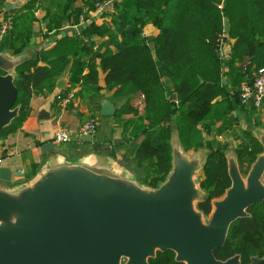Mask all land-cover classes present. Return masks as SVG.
I'll return each instance as SVG.
<instances>
[{
    "label": "trees",
    "instance_id": "obj_1",
    "mask_svg": "<svg viewBox=\"0 0 264 264\" xmlns=\"http://www.w3.org/2000/svg\"><path fill=\"white\" fill-rule=\"evenodd\" d=\"M77 1L29 0L22 12L13 15L6 0H0V17L4 16L0 26L11 19V27L0 33V52H22L38 21L37 11L45 12L43 20L51 30L70 19L78 20L81 14L88 15L104 0H79L80 7L75 5ZM114 8L108 22L86 25L79 37H64L40 57L16 68V105L20 111L3 129L0 140L22 126L30 115L32 94L55 86L73 55L71 88L80 86L83 98L85 91L97 95L100 73L104 75L105 89L111 91L109 99L117 107L109 117L116 124L123 121L121 139L131 142L128 151L134 169L148 177L146 185L157 187L172 168L170 122L183 149L195 151L207 145V136L213 131L221 135L232 127L233 116L240 113L239 105L250 112L256 109L250 100L243 105L240 94L244 85H253L259 69L264 68V0H115ZM224 18L229 21V31H224ZM149 24L159 30L153 40L143 35ZM96 35L105 39L94 49ZM222 35L230 48L221 58L218 40ZM40 58L49 65L40 64ZM173 93L176 98L170 99ZM98 96L99 113L103 95ZM139 99L141 103L135 105ZM258 120L264 125V119ZM246 143L262 146L252 134ZM255 158L246 156L243 160L250 164ZM227 188L219 183L208 189L197 203L205 216ZM249 212L250 217L232 223L224 246L214 251L217 258L225 260L239 254L241 264H251L253 257L261 258L259 264H264V201L251 206ZM149 264L183 263L167 250L158 252Z\"/></svg>",
    "mask_w": 264,
    "mask_h": 264
},
{
    "label": "water",
    "instance_id": "obj_2",
    "mask_svg": "<svg viewBox=\"0 0 264 264\" xmlns=\"http://www.w3.org/2000/svg\"><path fill=\"white\" fill-rule=\"evenodd\" d=\"M223 25L229 31L227 18ZM27 59L0 52V135L19 114L16 68ZM116 111L110 99L102 98V116ZM255 136L263 152L246 176L236 155L228 153L231 184L212 202L208 220L197 206L204 192L195 178L206 154L189 156L178 135L171 142L172 168L157 187L140 184L103 157L50 159L16 189L6 186L12 170L2 166L0 264H149L167 250L183 264H241L239 254L222 260L214 251L224 246L232 223L250 217L249 208L264 201V129ZM82 140L92 143L93 137ZM54 147L49 142L42 149ZM261 261L253 257L251 264Z\"/></svg>",
    "mask_w": 264,
    "mask_h": 264
},
{
    "label": "crops",
    "instance_id": "obj_3",
    "mask_svg": "<svg viewBox=\"0 0 264 264\" xmlns=\"http://www.w3.org/2000/svg\"><path fill=\"white\" fill-rule=\"evenodd\" d=\"M28 1L29 0H6V5L8 7L9 5L11 6L9 7L11 11L13 10L11 14L17 15L20 11H23ZM75 5L80 7L82 3L78 0ZM44 15L45 12L37 11L36 16L38 21L34 22V26L32 27L34 34L32 33L26 40L23 51L20 54L13 55L11 52H5L11 56L24 55L28 58L27 60L40 57L42 52L53 48L64 37H79L86 25L100 26L108 22L113 12H106L102 15H98L95 14L94 11H90L88 15L81 14L78 20L74 21L70 19L51 30L47 29L46 22L43 20ZM3 19L4 16L0 17L1 21ZM144 32L145 36L148 35L149 37H153V39L159 34V30L150 24L145 27ZM94 40L97 42L96 45H94V49L104 42V39L98 35L94 36ZM224 48L225 54L227 55L230 48L229 44L227 46L224 44ZM71 57L68 67L60 75L55 86H46L37 93L32 94L30 98V115L22 126L17 131L6 134L0 140V154L3 156V166L9 167L12 170L11 181L6 183V186L10 189H16L31 181L50 159L60 158L67 161H77L76 159L83 158L77 156L83 155L81 151L87 148L90 149L93 146L97 148L96 154L86 157L106 158L138 181V178L135 176L136 173L132 170L134 168L133 158L128 151V148L131 147V142H120L123 128L117 126L120 128L118 129L116 127V122L113 117H99L97 115L100 124L93 138V142L88 143L78 140L77 134L80 125L92 117L89 116L91 106L85 99L93 94L94 97H96V94L90 91L87 92V96L83 98L79 94L81 90L80 86L71 88L72 83L70 81L69 70L73 63L74 56L72 55ZM39 63L49 65V62L42 58L39 59ZM86 72L87 67L83 71V74ZM103 77L104 75L100 73L98 87L100 88V93L104 94L102 98L109 99L111 91L107 92L105 89ZM62 80H64V85L60 86L59 83ZM226 81H228V78H226ZM72 90L75 91V94L77 93V96H75L69 106L63 107L60 104L58 95ZM102 98L100 99V105ZM141 100L142 99L137 100L135 105L141 103ZM257 109L256 107V110ZM60 127H65L76 135L74 142L69 143L71 145L65 144L63 146L54 141V136ZM49 142L54 143V149L44 151L42 147ZM61 148H64L65 151ZM68 150H70V153ZM71 156H73V158H70Z\"/></svg>",
    "mask_w": 264,
    "mask_h": 264
},
{
    "label": "rangeland",
    "instance_id": "obj_4",
    "mask_svg": "<svg viewBox=\"0 0 264 264\" xmlns=\"http://www.w3.org/2000/svg\"><path fill=\"white\" fill-rule=\"evenodd\" d=\"M112 8L115 10L114 3L112 4ZM1 17H3V14H1ZM102 38L105 39L104 37ZM226 40L227 39H225L224 36L223 45L226 44L227 42ZM107 92H109V90H107ZM86 93L87 91L84 92V94ZM99 94H97L96 97H94L93 94L92 96H88L85 99V101L88 102L89 105L91 106V109L89 110V116L99 115V113L97 112L98 104L96 100V98L99 97L98 96ZM238 108L240 109V113H236V115L234 116L232 115L233 123L230 129H228L226 132L222 133L221 135L218 134L216 135L215 132L213 131L211 134L207 136L209 140L207 145H205L203 148H200L195 151L185 150L189 156H193L201 151L205 152L206 154L205 161L195 176L198 185L204 192V196L206 195L208 189L216 184L221 183L227 185L228 187L230 186L231 182L227 172V155L229 152H233L236 155L237 159L239 158L238 162L239 160H242L241 162L243 168L242 174L244 176L247 175L252 163L256 160L257 156L263 152L262 146L257 147V145H248L246 143V139L249 136H251V134L254 135V137L256 138L255 136L256 129L264 128L262 121L259 122L258 120L260 117L264 119V107H262L261 109L259 108L260 110L253 109L251 112L249 110H246L244 107L240 105L238 106ZM119 122L120 124L117 123L116 127L119 126L121 128V124L123 121H119ZM220 123L221 121L218 122V124ZM119 127L117 128L120 129ZM168 128H169V141L171 144L173 136L178 135V133L176 130H174V123L170 122ZM98 129L99 126L97 128V131ZM120 142L123 143L124 141L120 139ZM244 146L246 147V150H244ZM61 149L65 151L64 148ZM96 151L97 148L93 146L90 149L87 148L84 149V151H81V154H83L82 156L81 155H77V156H80V158L86 156H94L96 154ZM241 151H243L242 155H240ZM68 152L70 153V150H68ZM253 155H256V158L252 163L248 164L247 160L245 161L243 160L246 156L249 157ZM70 158H73V156H71ZM132 170L136 173L135 176L136 178H138V182L140 184L150 187L146 185L148 177L145 175L143 176V173L138 172L139 168L138 170L134 168ZM208 218L209 215L205 217V220H208Z\"/></svg>",
    "mask_w": 264,
    "mask_h": 264
},
{
    "label": "built area",
    "instance_id": "obj_5",
    "mask_svg": "<svg viewBox=\"0 0 264 264\" xmlns=\"http://www.w3.org/2000/svg\"><path fill=\"white\" fill-rule=\"evenodd\" d=\"M115 0H104L101 2L96 3V9L94 10L95 14H104L106 12H114V9L112 8V4ZM11 27V19H8L4 21L0 26V33L4 34L9 28ZM143 35H145V32L143 31ZM224 41V35L220 37L218 40V46L220 49V57L222 58L225 55V48L223 45ZM241 97V103L244 105L247 103L248 100H250L251 97L254 98V105L255 107L259 108L261 107L263 100H264V68L259 69V72L254 79L252 86L244 85L242 87V91L240 94ZM60 104L63 107H66L70 102H72L75 98V91H69L66 96H59ZM100 124V120L98 116H92L86 121H84L79 129L77 138L78 140L82 141V136H92L95 137L97 133V128ZM75 136L69 129L65 127H60L55 136L54 141L57 144H69L73 143ZM3 166V156L0 154V168ZM1 182V178H0Z\"/></svg>",
    "mask_w": 264,
    "mask_h": 264
}]
</instances>
